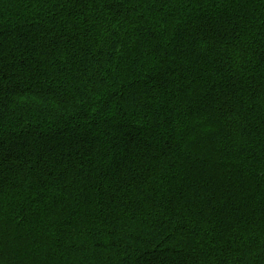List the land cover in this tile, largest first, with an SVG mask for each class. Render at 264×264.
<instances>
[{"label":"trees","instance_id":"1","mask_svg":"<svg viewBox=\"0 0 264 264\" xmlns=\"http://www.w3.org/2000/svg\"><path fill=\"white\" fill-rule=\"evenodd\" d=\"M0 264H264V0H0Z\"/></svg>","mask_w":264,"mask_h":264}]
</instances>
